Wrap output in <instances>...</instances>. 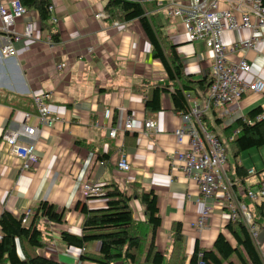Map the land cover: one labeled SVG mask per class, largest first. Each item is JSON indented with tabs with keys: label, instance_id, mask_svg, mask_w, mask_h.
Listing matches in <instances>:
<instances>
[{
	"label": "crops",
	"instance_id": "obj_1",
	"mask_svg": "<svg viewBox=\"0 0 264 264\" xmlns=\"http://www.w3.org/2000/svg\"><path fill=\"white\" fill-rule=\"evenodd\" d=\"M51 2V29L38 30L37 13L28 11L16 22L14 30L23 36L26 23L31 21L35 27L32 38L21 37L15 56L5 58L0 54V215L4 211L15 216L31 211L29 221L41 201L65 211L63 224L39 221L46 246L33 249L24 242V254L46 257L60 264H81V254L98 252V243L80 249L69 247L60 239L62 232L81 236L83 215L75 210L78 203L92 211L106 207L104 197L82 196L85 183L97 184L105 193L153 190L161 218L155 246L167 259L173 249L172 227L176 223L181 225L185 244L174 256L178 261L185 258L183 264H189L196 243L201 249L210 250L219 234L235 248V240L226 230L229 220L224 210L213 208L200 224L205 206H214V199L202 200L199 185L187 178L174 162L173 152L178 147L173 132L181 126L180 112L173 110L166 93L161 96L160 111L145 109V101L152 89L164 82L165 74L162 64L152 58L151 46L139 23L109 21L104 13L107 0ZM166 4L165 0H158L157 9L150 13L157 30L176 46L187 75L195 81L211 79L210 51L201 41L188 42L181 20L169 15ZM54 32L58 34L57 43H52ZM253 35L257 43L244 50L241 45ZM221 41L226 63H237L243 58L251 67L246 80L264 81V27L254 34L249 30L227 29ZM7 43L8 36L0 31V50ZM189 95L199 107L204 104L205 96L200 90ZM37 96L42 97L49 109L50 126L37 119ZM257 107L264 115V91L247 92L241 101L222 108L212 107L202 117L204 128L225 143V177L233 183L234 197L246 205L252 201L245 191L257 190V172L264 174V145L235 154L227 139L234 133H229L230 128ZM105 110L111 113L109 119L104 118ZM24 114L31 116L28 124L35 126L39 134L36 161L22 171L21 161L10 154L2 137L7 130L24 123ZM128 119H132L133 128L124 131ZM147 120L156 123V131L145 130ZM110 128L117 129L113 138L108 136ZM251 150L257 152L250 153L244 162L242 155ZM121 154L127 159L128 171L118 169ZM238 167L244 169L241 176L235 171ZM252 170L256 174H250ZM197 199L201 200L199 204L195 203ZM252 203L264 209V199ZM130 208L135 220L144 221V207L137 199L131 200ZM252 222L256 237L242 223L264 259V221L255 223L252 216ZM147 245L148 239L145 248ZM17 253L24 259L18 244ZM235 260L231 258L237 264Z\"/></svg>",
	"mask_w": 264,
	"mask_h": 264
},
{
	"label": "trees",
	"instance_id": "obj_2",
	"mask_svg": "<svg viewBox=\"0 0 264 264\" xmlns=\"http://www.w3.org/2000/svg\"><path fill=\"white\" fill-rule=\"evenodd\" d=\"M27 11H35L38 15V30H50L51 0H20ZM158 0H107L104 13L111 22L120 24L137 21L151 46L152 58L158 60L164 69V82L152 89L150 97L145 101V109L149 112L161 110V96L168 95L172 108L176 112L186 113L189 105L186 94H193L200 90L204 96L208 92L211 79L202 81L193 80L185 73V67L176 46L170 44L163 33L157 30L150 13L157 9ZM264 6V0H262ZM52 43L58 42V34L51 33ZM261 108L257 107L248 112L246 119L238 120L229 130L233 136L228 137L229 144L235 154L250 149H257L264 145V118ZM237 134V135H236ZM231 138V139H230ZM225 147V153L226 152ZM238 176L243 168L235 169ZM243 173V172H242ZM139 189V188H138ZM137 199L144 207V221L135 220L130 208V202ZM105 209L89 210L85 205L78 203L75 210L83 215L81 236L67 232L60 234V239L66 245L84 248L85 245L98 243L96 254L80 255L81 264H183L185 258L176 260L175 254L184 249V236L181 225L176 223L172 227L173 249L167 259L157 251L155 235L160 227L161 218L157 208V195L153 190H133L132 193L117 191L106 192ZM250 202L247 208L251 212L254 222L264 221V209L261 205ZM255 205V206H254ZM25 213L15 216L8 211L0 215V264H60L49 258L33 255L27 256L22 250L25 242L33 249H42L46 246L45 235L39 226V221L45 220L50 224H63L65 211H58L57 206L41 201L29 221L23 223ZM254 225V224H253ZM227 232L235 240L232 248L224 235L219 234L210 250H203L196 243L189 264H234L231 258L235 257L237 264H264V259L250 237L247 229L240 220L229 221ZM148 245L145 248V242ZM17 244L23 253L21 259L17 253Z\"/></svg>",
	"mask_w": 264,
	"mask_h": 264
},
{
	"label": "built area",
	"instance_id": "obj_3",
	"mask_svg": "<svg viewBox=\"0 0 264 264\" xmlns=\"http://www.w3.org/2000/svg\"><path fill=\"white\" fill-rule=\"evenodd\" d=\"M165 1L167 2L165 8L169 15L181 20L188 42H203L212 58L211 83L204 104L199 107L197 102L186 94V99L192 101L188 104L189 109L186 113H179L181 126L173 132L178 147L173 152L174 162L187 178H191L199 185L202 200L214 199V206H205L200 224L216 207L226 212L229 221L243 222L253 237H256L257 233L247 205L234 197L233 183L225 177L227 162L225 143L204 128L202 117L212 107L222 108L241 101L247 92L262 93L264 91L263 80L259 78L252 81L246 80V77L251 74V67L245 59L242 58L237 63H226V50L221 41V36L227 29L249 30L253 34L262 29L264 27L262 0ZM27 12L20 0H0V31L8 36V43L0 50L3 57L11 58L16 55V43L21 37L32 38L35 27L31 21L26 23L23 36L20 37L14 30L16 22ZM257 41V37L253 35V38L241 47L244 50L250 49ZM35 103L39 111L38 121L42 125L50 126L51 121L47 120L49 109L43 104L42 97H35ZM110 116V111L105 110L104 118L109 119ZM30 118L29 114H24V123L19 124L15 129L7 130L2 137L10 154L21 161L22 171L28 170L36 161L39 130L28 124ZM263 118L264 115H260L257 120ZM132 128V119L125 121L123 130L131 131ZM144 128L151 131L157 129L156 123L152 120L145 121ZM116 130V128H110L108 136L113 138ZM117 166L121 171L129 170L124 154L119 157ZM249 173L256 174V171L252 170ZM257 174H259L257 190L248 188L245 191L246 197L252 202L264 199V174L261 172ZM82 196L85 199L102 198L105 196V191L97 184L85 183L82 187ZM200 202V199L195 201L196 204ZM31 214V211L26 212L23 223L27 222Z\"/></svg>",
	"mask_w": 264,
	"mask_h": 264
},
{
	"label": "rangeland",
	"instance_id": "obj_4",
	"mask_svg": "<svg viewBox=\"0 0 264 264\" xmlns=\"http://www.w3.org/2000/svg\"><path fill=\"white\" fill-rule=\"evenodd\" d=\"M256 152H257V150H251V151H249V152L244 153V154L242 155V160H243L244 162H246L247 159H248V155H249L250 153H256ZM247 166H248V165H247Z\"/></svg>",
	"mask_w": 264,
	"mask_h": 264
}]
</instances>
